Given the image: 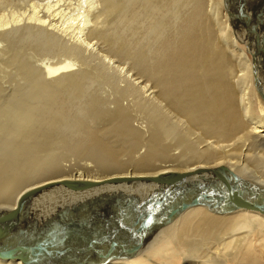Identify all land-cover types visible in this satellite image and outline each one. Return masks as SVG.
Listing matches in <instances>:
<instances>
[{
	"label": "bare ground",
	"instance_id": "bare-ground-1",
	"mask_svg": "<svg viewBox=\"0 0 264 264\" xmlns=\"http://www.w3.org/2000/svg\"><path fill=\"white\" fill-rule=\"evenodd\" d=\"M98 2L95 13L81 7V26L68 32L70 43L58 33L68 35V28L56 22L54 2L47 16H38L42 9L32 3L28 25L0 32V218L24 205L10 231L1 227L0 248L48 240L50 250L64 252L30 258L29 264H264V215L258 212L196 206L156 227L170 213L161 208L156 219L137 222L151 212L149 200L164 193L163 186L138 178L224 166L236 177L230 183H238L240 196L264 198V109L253 112L251 81L254 74L264 101V44L244 31L233 32L234 38L225 21L207 13L206 0ZM220 2L213 0L215 9ZM1 16L0 29L20 20ZM241 38L257 59L250 62L238 47ZM96 43L126 62L133 75L113 74L108 55H88ZM37 55L62 61L39 68L32 58ZM2 73L9 91L1 85ZM72 158L88 163L63 164ZM120 178L126 180L114 181ZM94 182L100 184L82 189ZM204 182L209 187L216 179L211 173L192 176L177 192L191 197L182 190L195 192ZM100 199L110 210L103 219L92 213ZM63 210L76 227L70 228ZM106 233L113 236L108 245L101 242ZM91 238L98 243L78 252L68 248L88 245ZM140 242L137 254L145 249L137 261L129 251ZM0 264L24 262L0 258Z\"/></svg>",
	"mask_w": 264,
	"mask_h": 264
},
{
	"label": "rangeland",
	"instance_id": "rangeland-1",
	"mask_svg": "<svg viewBox=\"0 0 264 264\" xmlns=\"http://www.w3.org/2000/svg\"><path fill=\"white\" fill-rule=\"evenodd\" d=\"M12 1V2H11ZM23 2V4H22V2ZM27 1V2H26ZM31 1H33V0H31ZM31 1L30 0H8L7 2H6V4H4V5H2V6H0V16L2 15V16H4L3 18L4 19H7V18H9L8 20H10L11 18L10 17H12V16H16V17H18L20 20L18 21V22H12L11 23V21L9 22V24L7 25V27H3V28H1L0 30V32H2V30L3 31H8V29L10 30V29H12V28H17V27H22V26H24V25H28L29 23L28 22H30V21H26L27 20V16H29L30 14H31V6L30 5H32V3L36 6L37 5V8H39V10H41L42 9V12H40V13H38V16H41V15H44V14H46V16H47V14L48 13H46V12H48L47 10L48 9H46L47 8V6L49 7V6H51L52 7V4H53V2H54V5L53 6H57L58 8H59V11L61 12H59V15L58 16H56L55 18V20H56V22H58V23H60L61 21H62V24H63V22L65 23L66 22V24L64 25V27H66V29L68 28V30H67V34L68 35H66V33L65 32H59L58 31V33L61 35V37L63 38V39H65V41L66 42H68V43H70V40H71V38H69L70 37V33L72 34L73 33V29H75L74 31H77V29L78 28H80V26H81V20H80V16H78V13L80 14V13H82L83 12V9L81 8V7H83L84 9H85V11H87L88 10V8H90L89 10H88V12L90 13V10L92 11L91 13H95V12H97V10L99 9V0H58V3H60L59 5H58V3L56 2L57 0H34L32 3H31ZM48 1V2H47ZM53 1V2H52ZM69 1V2H68ZM88 1V2H87ZM208 1L211 3V4H209L208 3ZM221 1V2H220ZM35 2H37V4L35 3ZM40 2H42V3H40ZM47 2V3H46ZM51 2H52V4H51ZM219 2H220V8H218V10L217 9H215V7H214V5H213V0H206V11H207V13L208 14H217L216 15V17H217V19L218 20H222V21H225L226 23H227V27H228V29L230 30V32H231V34H232V36L234 37V38H236V36H239V34H237V32H240L241 33V31H244L245 33H246V35H248V36H253V39L257 42V40L256 39H258V35H261L260 33H261V31H262V27L264 26V25H262V23H263V17H264V0H227V1H224L223 2V0H219ZM14 3V4H13ZM19 3H21V4H19ZM43 3H45V4H43ZM88 3H91V4H93V5H91V7H90V4H88ZM228 3V4H227ZM25 4V5H24ZM41 4V5H40ZM88 4V5H87ZM224 4V5H223ZM227 4V5H226ZM7 5H9V6H7ZM12 5V6H11ZM80 5V6H79ZM82 5V6H81ZM208 5H210V6H208ZM29 6H30V8H29ZM46 6V7H45ZM60 6V7H59ZM93 6H95L94 8H92ZM86 7V8H85ZM88 7V8H87ZM210 7V8H209ZM224 7H225V9H224ZM67 8V9H66ZM78 8H81L82 10H79ZM209 8V9H208ZM46 9V10H45ZM53 9V8H52ZM87 9V10H86ZM208 9V10H207ZM213 9L214 10H216V11H214L213 12ZM16 10V11H15ZM38 10V11H39ZM45 10V11H44ZM231 10V11H230ZM49 11H50V9H49ZM17 13V14H15V13ZM44 12V13H43ZM228 12H232L231 14H233V15H231L230 13H228ZM235 13V14H234ZM255 13V14H254ZM6 14V15H5ZM27 14V15H26ZM64 14H65V16H64ZM227 14H229L228 15V17L230 18V17H232V18H230L231 20H232V22H230V19L227 17ZM9 15H11V16H9ZM49 15V14H48ZM235 15V16H234ZM256 15V16H255ZM262 15H263V17H262ZM1 16V17H2ZM62 16V17H61ZM259 18H258V17ZM7 17V18H6ZM48 20L50 19L49 17L47 18ZM58 19V20H57ZM62 19V20H61ZM226 19V20H225ZM257 19V20H256ZM21 21V22H20ZM229 21V22H228ZM26 22V23H25ZM247 22H248V24H247ZM253 22V23H252ZM69 23V24H68ZM243 24V25H242ZM245 24H247L246 26H245ZM79 26V27H78ZM244 26V27H243ZM234 28H236L237 30L239 29V31H237L236 29H234ZM65 29V30H66ZM71 29V30H70ZM248 29V30H247ZM70 30V31H69ZM250 30V31H249ZM247 31V32H246ZM68 32H70V33H68ZM233 32L235 33V35L233 34ZM62 33H64V34H62ZM64 35V36H63ZM65 36H68V37H65ZM66 38H68V39H66ZM242 39V38H241ZM2 40L0 39V49H3V47L5 46V44H3L4 43V41H2ZM93 43H94V41H92ZM91 42V43H92ZM236 44L238 45V47H240L243 51H244V53L247 55V57H248V59H249V61L250 62H252V58H253V55L250 53V52H248L247 51V49H248V44H247V42H245L244 41V38L241 40V41H239L238 39H236ZM97 45V46H96ZM96 45L94 44V52H93V47H92V49L91 48H89L88 49V51H87V53H88V55H91V56H93L95 59H99V58H103L104 56H106V55H108L104 50H102L103 48H102V46L100 45V44H98V43H96ZM100 45V46H99ZM247 45V46H246ZM97 48H96V47ZM99 47V48H98ZM96 51V52H95ZM98 53H99V55H98ZM102 55V56H101ZM104 55V56H103ZM40 57V58H39ZM32 58L34 59L33 60V62H35L34 63V65L35 66H37V67H39V68H41V67H43L45 64H50L51 66H53V65H59V62L60 61H62V59L61 60H59V58L57 57H53V56H50V55H37L36 56V58L35 57H33L32 56ZM56 58V59H55ZM110 59L111 61H113V65H110L111 67H112V69L110 70L113 74H117V76H119V77H121V78H126L125 76H130V74L131 75H133V73H134V71L133 70H128V69H131V68H129V66H128V64L126 63V62H124V61H119L118 59H115L114 57H112V56H110V55H108V57H106L105 59ZM235 58H236V55H235ZM36 59V60H35ZM104 59V62L106 63V61L108 60H105ZM114 59V60H113ZM237 59V58H236ZM40 61V62H39ZM119 61V62H118ZM115 62V63H114ZM111 64V63H110ZM115 65V66H114ZM118 67L117 69L116 68H114V67ZM125 67V68H124ZM128 69H127V68ZM77 67H74V68H72V69H76ZM119 69H121V70H119ZM127 69V70H126ZM123 70V71H122ZM126 71V73H124L125 71ZM121 71V72H120ZM123 72V73H122ZM1 73V72H0ZM123 74V75H121V74ZM125 74V75H124ZM239 74H241V73H238V75ZM1 75V74H0ZM2 75L4 76V74L2 73ZM121 75V76H120ZM254 74H252V77H251V81H252V94H253V97H252V100H253V105H254V109H253V112H254V114L256 113L257 115H260V107H262V109H264V101H262V99H261V97H260V94H259V92H258V90L256 89V84H255V78H254V76H253ZM5 77V76H4ZM4 77H2L3 79L1 80V85H2V87L6 90V91H9L10 90V87H8L9 86V82H7L6 80V77L4 78ZM4 79H6V80H4ZM262 80H264V77H263V75H262ZM6 82H7V84H6ZM3 83V84H2ZM264 83V82H263ZM6 86V87H5ZM106 89V88H105ZM104 89V91H106ZM73 159V158H72ZM72 159H69L68 160V162H64L63 164H65V165H67V163L69 164H71V165H77V163L76 162H74V159L72 160ZM71 161H73V162H71ZM87 164L88 163V161H80L79 163H78V165L79 166H82L83 164ZM44 195V194H43ZM41 199V197L40 196H37L36 197V199H34V200H32V202H31V207H30V209H29V211H31V209H34V207H32V205L34 206L35 205V203H38L37 202V200L39 201ZM101 200V199H100ZM105 203H104V202ZM98 202V203H97ZM94 203H96L94 206H93V209H92V213H93V211H94V213L96 214V215H98V216H101V219H103V217L106 215V217H107V213H109V209H107V207H106V201L105 200H101L100 202L99 201H95ZM101 203H104V204H101ZM98 204V205H97ZM88 207H90V206H88ZM95 207V208H94ZM97 207V208H96ZM84 205H82V206H80V208H79V210H80V215L78 216V220L79 219H82V216L85 214V210H84ZM106 208V209H105ZM105 210V211H103V210ZM138 209V208H137ZM28 211V210H27ZM28 211V213H30ZM64 212H63V218L65 219V221H67V222H70L69 223V226H70V228L72 227V228H74V227H76L77 226V224H78V222L76 221L75 223H74V219H73V221H70V219L72 220V217H71V213L70 212H68V211H65V210H63ZM66 212V213H65ZM104 212V213H103ZM142 212V211H141ZM27 213V214H28ZM68 213V214H67ZM70 213V214H69ZM103 213V214H102ZM67 216H66V215ZM101 214V215H100ZM70 215V216H69ZM115 215H116V213H115ZM25 216H27V215H25ZM24 216V217H25ZM118 216H120V213H119V215ZM133 216V217H132ZM66 217V218H65ZM26 218V217H25ZM123 218V217H122ZM129 218L132 220L133 218H134V214H132V215H130L129 214ZM69 219V220H68ZM58 220H60L61 222H62V216H60L59 217V219ZM106 220H107V218H106ZM77 223V224H76ZM104 223L106 224V221H104ZM111 223V222H110ZM108 224V226H112V224ZM22 224H26V222L24 221V220H22ZM71 224H73V225H71ZM76 224V225H75ZM27 225V224H26ZM25 225V226H26ZM99 227H102V224H97ZM104 226H106V225H104ZM114 228H116V227H113V229ZM113 230H111V232H112ZM129 231H131V229H129L128 230V233H129ZM116 234H118V233H116ZM35 235H38L37 233L35 234ZM88 235V234H87ZM24 236L25 237H27V236H30V232H29V234L28 233H26V234H24ZM39 236V235H38ZM73 236L74 235H72L70 238L72 239L73 238ZM124 235H121V237L120 238H116V239H121L122 237H123ZM89 237H91V234H89ZM106 237L108 238V240H107V243H106V245H108V243L111 241V239L113 238V236L111 235V234H109V233H106ZM146 237H147V235H146ZM76 238V237H75ZM86 238L88 239V237L86 236ZM76 239H78V238H76ZM146 239V238H145ZM110 240V241H109ZM37 240H33L31 243H33V242H36ZM77 241V240H76ZM89 240H87V242H88ZM98 241H99V239H98ZM98 241H97V239H96V241H93L92 242V238H91V241H90V243L88 244V245H85V246H83L84 244H79L78 242L77 243H74V244H71V245H69L68 246V248H73V249H76L77 250V252L80 250V249H83L84 247H86V246H93V245H96L97 243H98ZM86 242V243H87ZM99 246L100 245H97L96 246V248H99ZM77 248H79V249H77ZM144 249H145V247L142 249V251L139 253V254H137L136 256L134 255L133 256V259H136L137 261H141L142 260V256L144 255ZM64 252H62V254H63ZM124 258H125V256H124ZM132 259V258H131ZM104 264H106V263H104ZM178 264H179V262H178ZM180 264H181V262H180Z\"/></svg>",
	"mask_w": 264,
	"mask_h": 264
},
{
	"label": "water",
	"instance_id": "water-1",
	"mask_svg": "<svg viewBox=\"0 0 264 264\" xmlns=\"http://www.w3.org/2000/svg\"><path fill=\"white\" fill-rule=\"evenodd\" d=\"M205 173H211L213 174L214 178L216 179V182L214 185H211L209 187L206 186V183H197L196 189L197 191H193L192 189L194 187H190L187 189H184L182 193H187V191H190L191 197H184V194H178V190L181 189L180 183H182L184 180L191 178L192 176H196L199 174H205ZM233 182H237L236 177L234 174L226 167L219 166L213 169H198L193 172H171V173H165L160 174L156 177H145V178H138L140 181L145 182H152L157 183L158 185H161L164 187V193L162 195H157L155 198L149 200L148 203H151L149 207H151V212L146 213L144 216H140L139 220L137 222L146 223L148 220H154L157 216L156 212L163 208L170 209V213L167 217H165L163 220L157 223L156 227L163 226L164 224L172 221L174 218H176L180 213L183 211L190 209L192 207L196 206H202L210 211H220V213H228L235 210L243 209V210H249L258 212L260 214L264 215V198L260 199H247L239 194V187L236 185L238 183L231 184V187H229L227 184H225V179ZM126 179L120 178L116 179L114 181H124ZM112 182V180H108L106 182ZM228 183V182H227ZM100 183H90L84 188H92L95 186H98ZM195 189V190H196ZM36 191V190H33ZM28 192V193H32ZM193 194V195H192ZM189 195V194H186ZM145 202V201H144ZM147 203V204H148ZM23 204H19L13 212H10L9 214L5 215L4 217L0 218V229L1 227H8V231H10L11 228L14 227V225L17 224L19 221V213L23 209ZM155 227V228H156ZM139 230V229H138ZM136 230V231H138ZM152 232V231H150ZM6 233V232H5ZM4 233V234H5ZM4 234L3 237L5 236ZM1 235V234H0ZM1 237V236H0ZM107 237L106 235L101 237V242H106ZM49 241L46 240L44 242H36L32 246H20V245H7L5 248H0V258L1 259H21L24 264L31 263L30 258H39L43 254H45V257H58L61 255L62 252L50 250ZM116 245L112 247H115ZM143 242H140L134 250L129 251L131 254H137L138 251L142 248ZM28 252L27 256H24L23 254Z\"/></svg>",
	"mask_w": 264,
	"mask_h": 264
},
{
	"label": "flooded vegetation",
	"instance_id": "flooded-vegetation-1",
	"mask_svg": "<svg viewBox=\"0 0 264 264\" xmlns=\"http://www.w3.org/2000/svg\"><path fill=\"white\" fill-rule=\"evenodd\" d=\"M262 25H264V23L262 24ZM263 29H262V31H261V35H258V39H256L257 40V42H258V44H264V26L262 27ZM263 47H264V45H263ZM260 52L262 53V51L260 50ZM253 58H258V56H257V53H256V56H255V54H254V56H253Z\"/></svg>",
	"mask_w": 264,
	"mask_h": 264
}]
</instances>
